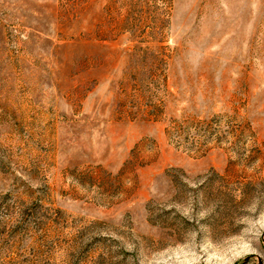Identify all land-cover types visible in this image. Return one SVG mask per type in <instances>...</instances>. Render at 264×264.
Here are the masks:
<instances>
[{"label":"rangeland","instance_id":"374dc122","mask_svg":"<svg viewBox=\"0 0 264 264\" xmlns=\"http://www.w3.org/2000/svg\"><path fill=\"white\" fill-rule=\"evenodd\" d=\"M0 264H264V0H0Z\"/></svg>","mask_w":264,"mask_h":264}]
</instances>
